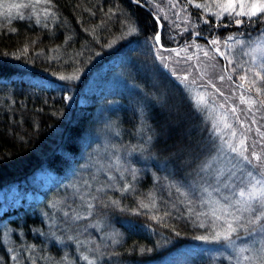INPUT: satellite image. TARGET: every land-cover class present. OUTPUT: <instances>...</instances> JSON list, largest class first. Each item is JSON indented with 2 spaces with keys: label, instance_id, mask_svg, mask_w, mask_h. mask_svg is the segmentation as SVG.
Segmentation results:
<instances>
[{
  "label": "trees",
  "instance_id": "1",
  "mask_svg": "<svg viewBox=\"0 0 264 264\" xmlns=\"http://www.w3.org/2000/svg\"><path fill=\"white\" fill-rule=\"evenodd\" d=\"M154 1L37 0L9 12L0 7V192L41 171L55 174L40 200L23 199L0 213V264H88L84 255L96 264H151L198 242L184 264H230L224 245L213 249L216 241L195 239L216 229L208 212L199 216L197 203L203 187H211L198 173L218 149L213 117L177 75L181 63L161 62L156 50L168 57L175 53L160 44H188L211 52L213 39L257 38L264 22L241 17L245 22L237 25L232 16L194 6L206 0H174L198 27L194 36L195 29L164 17L163 1ZM229 43L242 59L240 46ZM101 74L123 88L98 99L87 88ZM73 75L79 79H60Z\"/></svg>",
  "mask_w": 264,
  "mask_h": 264
},
{
  "label": "snow or ice",
  "instance_id": "2",
  "mask_svg": "<svg viewBox=\"0 0 264 264\" xmlns=\"http://www.w3.org/2000/svg\"><path fill=\"white\" fill-rule=\"evenodd\" d=\"M43 3L48 4L51 0H42ZM139 2V0H137ZM189 3H193V0H188ZM15 7H28L27 5H14ZM175 5H173L174 7ZM196 8L207 9L213 16L223 17L225 14L235 18L234 22L237 25L244 23L245 21L240 19L241 17L247 18V22L252 23L253 18H258L264 22V0H208L204 4L195 3ZM212 7L216 8L215 12H212ZM45 14H47V9H45ZM159 19V17H157ZM39 22V21H37ZM208 23V21H205ZM46 26V25H45ZM219 26V25H217ZM137 29L131 28L130 32H135ZM187 31V29H185ZM197 36L200 35L199 32L196 33ZM161 36L157 33L154 36V41L156 44H160ZM230 41H235V44L240 46L241 49L244 48L245 42L238 40L236 37L228 36L226 40L221 42L220 40L213 39L210 41L211 46L214 49L215 56L209 51L199 48L197 46L196 52L189 55L188 47L181 49H166L163 44H160V49L163 51L173 52L177 57H181L187 61H191L195 56L199 59V54L202 53L204 57L208 60L216 59L219 56L225 65L223 72L225 74L219 75V80L221 82L228 80L232 81V74H227L229 71L231 73L236 72V68L233 67L229 70V66L237 63L234 60L233 55L230 53L234 51L233 45L229 43ZM223 43L224 48L228 51L222 50L220 47ZM254 47L251 51H243L242 55L245 57L251 56V61H244L243 63H238V67L242 74L239 75V83L236 87L240 90L239 102L240 104L247 105V111L251 113V125H258V120L256 118L255 112L253 111V106L258 105L256 109L259 111L260 108H264V59L260 63H256V56L254 53L260 52L262 57H264V33L258 35L256 41L253 42ZM153 47H155L153 45ZM156 56L161 62L168 60V57L161 55L159 50H156ZM179 62V61H177ZM246 64L250 66L246 67ZM167 67V63L164 64ZM215 67V65H213ZM204 73H201L203 76ZM61 80H77L78 76H61ZM184 81H188V76L183 77ZM207 84L211 88L215 89L220 96H224L216 84L213 83L211 79L207 81ZM255 92L257 98H253L245 93ZM71 99V97H67ZM194 103L204 109L209 107V100L203 94H198L194 98ZM222 111L218 114V121L212 125L213 135L220 138L219 144V154L218 156L212 157L209 161H205L201 166L198 175H201L203 182L212 186L214 183L213 191L220 194L222 189L227 190L226 194H222L220 199L216 201L219 205V214H216V210L213 211V218L215 221H221L219 229L214 231L211 236H197V240H212L216 242H228V245L233 248V251H237L235 247V240L233 239V234H238L240 229L248 232L252 235L254 232H264V155L257 153L256 151H250V146L248 145L247 132L251 131V125H246L244 120H241L240 116L237 114L238 109L236 107L227 108L225 105H220ZM231 113L235 117V121L241 125L244 129L243 132L239 133L234 127V124L229 121L228 113ZM261 120H264V115H261ZM222 125V127H221ZM228 130L229 138H225L222 133ZM255 132L260 137L261 141H264V132L261 131L260 126L255 128ZM152 137L149 135L147 141H150ZM141 151L143 149L141 148ZM221 156L224 162V167H220ZM255 161V163H254ZM131 172L133 178L136 175V169H127ZM239 173V176H237ZM235 178V179H233ZM203 187V184L201 185ZM131 185H128L124 191H129ZM198 189L194 190L195 191ZM177 192H180L179 187L176 188ZM203 192H208V187H203ZM186 195V193H182ZM222 201V202H221ZM112 204H117V201H111ZM191 203V201H189ZM143 208L150 207L147 203H141ZM89 208H92L91 203L88 204ZM234 209V210H233ZM207 213H205L206 215ZM67 216L68 213H65ZM79 216L72 217V219H79ZM157 219V217H153ZM204 227V225H201ZM239 253H244L247 249L240 248ZM88 264H96L94 260H89L87 255L83 256ZM244 260H248V256H243Z\"/></svg>",
  "mask_w": 264,
  "mask_h": 264
},
{
  "label": "rangeland",
  "instance_id": "3",
  "mask_svg": "<svg viewBox=\"0 0 264 264\" xmlns=\"http://www.w3.org/2000/svg\"><path fill=\"white\" fill-rule=\"evenodd\" d=\"M154 1V0H153ZM160 1H163V4L159 6V9L162 10V13L166 19H170V22H172L173 18L178 20L179 24H184V28H191L195 29L196 32L197 26L194 25V23L190 22V18L188 15V12L186 10V7L182 3H178L177 1L174 0H156L154 3H159ZM37 0H0V7H3L1 10H5L6 12H9L14 7V5H24L27 3H35ZM30 4V6H31ZM173 5H175L173 7ZM160 21V27H162V22L160 18L158 19ZM174 21V20H173ZM189 31V30H187ZM194 36H197L196 34ZM257 38L255 39H248L245 40V46L243 49L238 50L239 54L242 55L241 53L243 51H251L252 47H254V41H256ZM218 40V39H216ZM248 42V44H247ZM189 45H185L184 47H188ZM222 46V43L220 47ZM206 47V46H205ZM202 48V46H199V48L206 50V48ZM192 48V49H191ZM196 45H192V47H188V54L191 55L194 52H196ZM212 51L210 52L212 55H216L214 53V49L211 47ZM233 55L234 60L237 61V63L244 62V61H251V56L245 57L242 55V59L238 58L234 53H230ZM237 54V55H239ZM256 56V63H260L264 57H262L260 52L254 53ZM203 54H199V59L197 60L196 57L194 56L191 61H187L185 59H182L181 57H177L176 54H173V56H168V59H171L169 63H172L173 65L176 66L177 61L181 63V66L174 67L177 75L182 78L187 75L188 76V81H183L189 84L193 85H188L190 93L192 96L195 98L197 97L198 94H203L206 96V98L209 100V107L207 110L210 112V115L213 117V124L218 121V114L222 111L220 108V105H225L227 108L231 107H236L238 109V115L240 116L241 120L245 121L246 125H251V113L247 111V105L240 104L239 102V95L242 90L238 89L236 87V84L239 83V81H228L225 80L221 82L219 80V75L220 74H225L222 70L225 65V61H223L219 56H216V59L214 60H208V58L202 56ZM237 58V59H235ZM215 65V67H213ZM250 66L248 64L246 67ZM108 67V66H107ZM107 67L104 69L106 70ZM235 67L236 72L229 73L227 74H232L236 75H241L242 72L239 70V67L237 65L233 64L229 66V70L231 68ZM181 73V74H180ZM201 73H204L203 76H201ZM106 74H101L99 75V79H94L93 81L90 82L87 91L89 93H94L96 96H98V99L100 96L103 97V95H110L114 94L118 89H122L123 85H119L122 82L121 81H112L111 79H106L102 78ZM211 79L213 83L216 84V87L219 88L222 92H224V96H220L219 93L215 91V89L211 88L207 84V81ZM34 82H39V83H46V84H54L55 81H43V80H33ZM121 82V83H119ZM206 82V83H205ZM196 83H203V86H198ZM121 87V88H120ZM105 93V94H104ZM246 95H250L253 98H257L255 92L251 93H245ZM116 103V102H115ZM114 103V104H115ZM259 106H253V111L255 112L256 118L258 120V125H251V131L247 132L248 136V145L250 146V151H256L257 153H261L264 155V141H261L260 137L257 135L255 132V128L257 126H260L261 131L264 132V120H261L260 117L261 115H264V108H260L259 111L256 109ZM97 114H99V110L97 111ZM229 121L234 124L235 129L237 130L238 134L243 132L244 129L241 128V125L235 121V117L232 116V114L229 112ZM212 124V125H213ZM222 127V125H221ZM213 130V129H212ZM222 135L227 139L229 138L228 135V130H225ZM215 139L218 140L217 143V151L214 156H218L219 154V144H220V138L218 136H215ZM221 163L220 167H224V162L221 156ZM255 163V161H254ZM164 171V170H161ZM165 172V171H164ZM237 176H239V173H237ZM55 177V174L52 171H41L38 174L35 175V177L31 178L30 180H27L22 183V186H14L11 187L9 190H5L0 192V213H2L4 210L8 209L11 206L14 205H19L23 199H27L28 201H32L33 199L40 200L42 195H41V189L46 188L49 183H52L53 178ZM235 179V178H233ZM189 189L193 190L195 189L196 185L194 184H188ZM214 183L212 186L208 189L209 191L207 193H204L201 196V199H198V212L199 216L203 214V212H208L210 219L214 220L213 218V211L216 210V214H219V205L216 203L217 200L220 199L222 194H226L227 190L222 189V192L220 194L216 193L213 191L214 188ZM222 202V201H221ZM234 210V209H233ZM215 221V220H214ZM202 222L205 223V220H202ZM264 223V221H262ZM214 228L215 231L219 229V226L221 224V221H215L214 223ZM241 231L238 234H233V239L235 240V247L237 251H233V248L228 245V242H215L211 243L213 245L212 248L215 249L214 247L217 246H222L224 245L226 254L230 256L231 253V261L229 262L230 264H264V232H254L252 235H249L248 232L243 231V229H240ZM214 233L209 235L211 236ZM108 238V237H107ZM109 239H106V241ZM211 241L208 240L207 242ZM206 242V241H202ZM200 242L198 243H192L188 245H184L176 250L173 251L172 256L170 258L158 262V263H151V264H184V261L187 259V255L194 252L196 247H199ZM202 247H205L206 244H201ZM200 246V247H201ZM218 248V247H217ZM244 248L247 249L244 253H239V249ZM222 250L220 252H217L216 255H221ZM243 256H248V260H244ZM89 260H94V259H89Z\"/></svg>",
  "mask_w": 264,
  "mask_h": 264
}]
</instances>
